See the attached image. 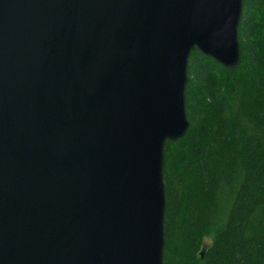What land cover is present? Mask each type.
I'll return each instance as SVG.
<instances>
[{
    "label": "water",
    "instance_id": "water-1",
    "mask_svg": "<svg viewBox=\"0 0 264 264\" xmlns=\"http://www.w3.org/2000/svg\"><path fill=\"white\" fill-rule=\"evenodd\" d=\"M245 0H0V264H165L189 60L240 64Z\"/></svg>",
    "mask_w": 264,
    "mask_h": 264
},
{
    "label": "trees",
    "instance_id": "trees-1",
    "mask_svg": "<svg viewBox=\"0 0 264 264\" xmlns=\"http://www.w3.org/2000/svg\"><path fill=\"white\" fill-rule=\"evenodd\" d=\"M239 38L235 68L189 60L190 127L166 147L165 264H264V0H245Z\"/></svg>",
    "mask_w": 264,
    "mask_h": 264
},
{
    "label": "rangeland",
    "instance_id": "rangeland-1",
    "mask_svg": "<svg viewBox=\"0 0 264 264\" xmlns=\"http://www.w3.org/2000/svg\"><path fill=\"white\" fill-rule=\"evenodd\" d=\"M211 244H212V240L211 239H206L205 240V246H207V247H209V246H211Z\"/></svg>",
    "mask_w": 264,
    "mask_h": 264
}]
</instances>
